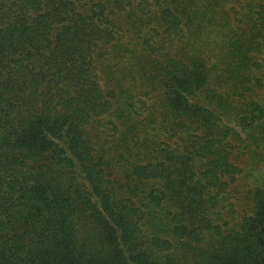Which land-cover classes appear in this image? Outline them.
Returning <instances> with one entry per match:
<instances>
[{
	"label": "trees",
	"instance_id": "obj_1",
	"mask_svg": "<svg viewBox=\"0 0 264 264\" xmlns=\"http://www.w3.org/2000/svg\"><path fill=\"white\" fill-rule=\"evenodd\" d=\"M0 264H264V0H0Z\"/></svg>",
	"mask_w": 264,
	"mask_h": 264
}]
</instances>
